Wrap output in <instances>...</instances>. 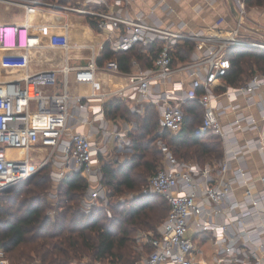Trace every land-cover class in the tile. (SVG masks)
Returning a JSON list of instances; mask_svg holds the SVG:
<instances>
[{
  "label": "built area",
  "instance_id": "1",
  "mask_svg": "<svg viewBox=\"0 0 264 264\" xmlns=\"http://www.w3.org/2000/svg\"><path fill=\"white\" fill-rule=\"evenodd\" d=\"M6 1L26 11L35 7L55 12L56 26L65 33L57 38L64 58L56 67L0 79V193L50 165L53 190L69 174L80 172L90 183L81 202L84 211L104 205L111 216V192L103 182L101 159L109 152L110 137L128 145L131 140L127 129L106 128V102L121 95L152 103L160 109L156 142L164 153V166L150 176L142 194L163 196L170 211L156 232L138 234L137 248L150 247L139 264H264V173L253 174L247 164L248 155L255 152L264 163V72H255L239 84L225 80L232 66L231 49L264 50V21L259 19L264 9L251 7L250 0H233L237 18L232 29L187 31L184 23L174 29L159 20L147 21L140 13L129 14L127 4L132 0H0ZM69 13L92 17L99 30L93 29L105 36L97 46H81L90 50L85 64H74L73 55L66 53L71 23L64 15ZM28 23L27 17L20 24L1 22L0 47L26 51L32 43ZM188 41H194L202 54L175 66L178 47ZM107 46L114 54L137 46L141 52L156 54L151 66L141 68L134 58L132 66L137 69L123 72L116 57L99 64ZM99 71L123 76L128 82L113 87ZM177 73L188 74L190 89L181 81L160 89ZM241 97L247 106L257 108L258 115L242 110ZM189 100L204 109L195 133L211 132L222 139L224 156L219 162L201 167L181 160L165 142L163 131L177 135L183 130ZM94 124L103 130L99 141L90 129ZM233 164L236 167L231 169ZM51 196L55 198L57 192ZM209 242L212 253L205 247ZM0 264H11L2 247ZM75 264L117 263L81 260Z\"/></svg>",
  "mask_w": 264,
  "mask_h": 264
},
{
  "label": "trees",
  "instance_id": "2",
  "mask_svg": "<svg viewBox=\"0 0 264 264\" xmlns=\"http://www.w3.org/2000/svg\"><path fill=\"white\" fill-rule=\"evenodd\" d=\"M253 3L264 6V0L249 1L250 5ZM86 21L95 30H99L92 17H87ZM190 43L186 42L178 47L174 57L175 65L189 61L187 57L194 50L192 45L189 46ZM155 54V51L150 54L141 52L138 46L129 52L114 54L107 46L99 58V64L116 57L121 70L130 72L134 58L149 67ZM229 56L232 66L225 77L228 84L245 81L255 73V66L264 72V50L235 48L229 51ZM121 102L120 98L109 101L110 106L114 105L117 110ZM155 107L148 104L145 112L138 115L141 130L131 140L134 151L132 157L125 162L111 161L103 165V182L110 190L111 197L121 195L124 187L138 189L141 186L144 179L140 178L141 175L134 174L137 167L147 171L156 168L158 150L149 152L151 159H143L150 149V143L143 139L156 131V142L160 135L156 130L159 120ZM184 110L183 130L177 135L165 131L171 135L170 144L175 147L174 153L180 152L185 157L194 154L197 158L217 156L222 159L223 145L220 136L211 132L195 133L198 123H194L193 119L199 114V110L204 113L202 106L195 100H189ZM201 122L202 120L199 123ZM163 136L165 138L164 133ZM187 147L195 149L181 152L182 148ZM19 185L22 188L19 189ZM19 185L0 193V197L3 196L6 201L0 205V247L6 251L11 264H30L35 257L42 264H74V259L84 255L130 264L135 253L130 245V232L140 227H157L170 211V204L163 196L141 193L126 206L112 202L111 216L104 205H97L92 212L86 213L81 202L90 186L88 179L80 172L69 174L61 181L57 196L53 198L51 189L54 183L50 165ZM50 210L53 211L52 214L48 213Z\"/></svg>",
  "mask_w": 264,
  "mask_h": 264
},
{
  "label": "crops",
  "instance_id": "3",
  "mask_svg": "<svg viewBox=\"0 0 264 264\" xmlns=\"http://www.w3.org/2000/svg\"><path fill=\"white\" fill-rule=\"evenodd\" d=\"M127 8L129 14L131 15L135 16L140 13L145 17L147 21L159 20L163 23V25H171L174 29H176L179 24L184 23V29L187 31H213L215 27H219L220 29H222V31L226 32L227 30H230L235 26L237 18V10L233 0H132L127 4ZM64 16L68 20H70L71 23V28L69 31V42L72 47H67L66 53L73 55L72 62L74 64H85L87 61L86 58L90 55V50L87 49V47H79L81 45L84 46L89 44L97 46L105 40V36L95 31L93 27L87 23L86 18L82 15L69 13ZM26 17L29 20V33L30 37L32 38L31 46L26 51L10 50L0 47V52H5L9 60L13 65H15V67H21V65H23L22 63L24 62L26 64L25 72L27 73L35 72L39 69L52 68L47 65L38 66L36 64L40 62L46 64L52 63L54 59H52L50 53H45V51L55 50L58 48L57 46L62 47L59 44H55L52 41V38L49 37V30L53 29V27H56L61 35L65 33L63 28H59L58 26H56L59 25L57 22V20L59 21V16L55 12L49 10L30 7L29 11H26L23 7H21V5L14 4L10 1L0 2V23H23ZM254 18L256 20L255 16ZM259 19L261 21H264V15L259 17ZM75 43H79V47H74L76 46ZM41 51L44 54V57H41V55H39ZM202 52L203 50L201 48L196 47L192 60L200 56ZM104 63L105 61L103 62V64ZM103 64L100 65L102 66ZM140 67L145 68L148 66L140 61ZM136 69V67L132 66L131 71ZM1 71L3 70H1L0 68V75L2 74ZM18 74L14 76L21 77L20 73ZM99 75L105 79L109 78L108 80H110L112 76L115 77V81H110L112 83H116L112 85L113 87H123L128 82V79L123 76H114L104 71H99ZM179 81L183 83L185 89L191 88V78L188 76V74L177 73L173 75V77L165 84H162L160 86V89L164 90L167 88H172L174 84ZM116 98L122 97L121 95H115L114 97L107 100L106 105H108V102L110 100ZM224 101L227 102L226 99H224ZM239 101L242 103V110L245 113H255L256 115H258L257 108L254 106H247L244 97H241ZM134 103L138 104L139 102L134 101ZM146 104L152 103L142 104L144 109L147 106ZM233 116L234 113H231L229 115L230 118H232ZM158 132H160V130ZM127 133V138H130L129 130ZM113 144L117 148V152H120L118 158H116L118 160L115 162H125L129 160L127 156L125 157L126 154H124V151L133 152L132 145H128L124 141L122 143V141L120 142L117 141L114 137H110V148L111 146H113ZM247 164L253 174L258 175L264 173V163L258 152L248 155ZM235 167L236 164H233L231 169H234ZM229 175L231 176L232 172H230ZM208 259V261H211V257H209Z\"/></svg>",
  "mask_w": 264,
  "mask_h": 264
},
{
  "label": "rangeland",
  "instance_id": "4",
  "mask_svg": "<svg viewBox=\"0 0 264 264\" xmlns=\"http://www.w3.org/2000/svg\"><path fill=\"white\" fill-rule=\"evenodd\" d=\"M250 6L251 7H258L259 10H263L264 9V6H257L255 3L251 4ZM76 15H80V14L76 13ZM49 32H50V36L49 37L52 38V41L55 44H59V43L62 42L61 40L57 39V38H61V35L59 34V30L58 29H50ZM188 42H190V41H188ZM191 45L194 47V50L187 57V60H189V61L192 60V58L194 57V51L196 49V44H195L194 41H191L189 46H191ZM81 46L79 48H85V47H81ZM57 47L58 48L55 49V50L45 51V53H48V54L50 53L52 59H54V61L52 63H47L46 64V63L40 62V63H37L36 65H38V66L47 65L49 67H56L58 65V63L60 61H62V59L64 58V50L62 49V47H59V46H57ZM70 47H72V46L70 45ZM39 55H41V57H44V54L42 53V51L39 53ZM176 60H177V58H176ZM177 63H178V61H177ZM255 67H256L255 72H261V70L258 69L257 66H255ZM6 68H7L6 66H3V68L1 69V70H3V71H1L2 74L0 75V79H2V80L11 78L14 75L18 74V72L20 73V75H23L25 73V69H24L25 67L24 66L18 67L15 71H6ZM114 79H115V77L112 76V78H110L109 81H111V80L113 81ZM121 97L122 98H120V99H122V102H121V106H120V108L118 110L116 109V107L114 105L110 106V103L108 102V105H107V118L109 120V123H108L106 128L107 129H114L115 127H117L118 129H124V130L127 129V130H129L130 140H132L133 137L136 136L139 133V131L141 130L140 119L138 118V115L143 114L145 112V109L142 106V104L134 103V101L129 99V97H123V96H121ZM146 105H148V104H146ZM155 108H156L157 115H158V120H159L158 121V126L156 128V130L158 132L160 130L159 129V126H160V109L157 106ZM203 114L204 113H202V110H199V114L194 116L193 122L194 123H198V125H199L200 124L199 122L202 120ZM195 128H196V126H195ZM90 129L92 130L93 137L97 141L101 140V138L103 136V130H102V128H100V124L95 125L93 127H90ZM163 133L165 134V142L173 150V152H175L174 151L175 147L170 144V137L173 134H171V135L166 134L165 131H163ZM156 136H157V134H156V131H155L154 134H152L151 136L146 137V138L143 139L144 141H148L150 143V149L147 151V155L143 159H151L152 158V156L149 155V152L151 150L153 151L154 149H156V150L159 151V154H157V158H156L157 159L156 160V163H157L156 168H154L153 171H147V170H144L142 167H137V169L134 170V174L135 175H141L140 178H143L144 182L141 184V186L138 189H127V188L124 187L123 191L121 192V195H117V194L112 195L111 203L112 202H114V203L119 202V203H123L125 206L127 204H129L131 200L135 199V197H137L138 195H140L142 193V190L144 189V187L147 186V184L149 182L150 176L156 170H158L159 168L164 166V161H163L164 160V153L162 152V150L158 146L157 142H155L154 138H156ZM187 149H192L193 150L195 148L194 147H192V148H189V147L182 148L181 152L182 151L184 152ZM119 153L120 152H117V148L113 144V146H111V148L109 149V152L106 155V158H102L101 159V165H104L107 162H111V161L117 160L116 158H118ZM133 153H134V151L133 152L124 151V154H126L125 157L127 156V158H129V159L132 157ZM45 154H46V152L43 153V155H45ZM175 155L181 160H184V161H187V162L198 163V165L201 166V167L204 166L206 163H212L213 164V163L219 162L221 160L220 159L221 157H217V156H212V158H208V157L197 158L196 155L190 154L189 157H185L184 155H181L180 152L175 153ZM143 159H141V161H144ZM17 187L19 189L22 188L21 185H19ZM53 188H54V186L51 189V193L53 191L57 192V189L53 190ZM19 192H17V194H19ZM5 202L6 201L3 200V196L0 197V205H3ZM109 208H110V206H109ZM159 225H160V223L157 225V227ZM157 227H155V228L140 227V228H137L135 231H131L130 232V235L132 237L131 238L132 241L130 242V245H131L132 250L135 252V253H133L132 263H130V264H139L140 262H142V260L147 256V254H148V252L150 250V247L148 245L147 246L145 245L144 248H140V250L137 248V247L140 246V242L137 239V236L140 233V231L141 230H146V231L156 232ZM205 247H206L207 250L210 251V253H212L213 249H212V247L210 245V242L207 243L205 245ZM81 260H86V261H89L91 263L100 261V262H104V263L112 262V263L122 264L120 262L112 261L110 258L102 259V260L101 259H95V257H93V255H84V256H82L80 258L74 259L73 263L75 264L76 261H81ZM10 262H11V260H10ZM37 263L42 264V261L38 257H35L30 264H37Z\"/></svg>",
  "mask_w": 264,
  "mask_h": 264
},
{
  "label": "bare ground",
  "instance_id": "5",
  "mask_svg": "<svg viewBox=\"0 0 264 264\" xmlns=\"http://www.w3.org/2000/svg\"><path fill=\"white\" fill-rule=\"evenodd\" d=\"M7 64V65H5ZM3 66H6V71H15L18 67H15L9 60L7 54L3 51L0 52V68L2 69ZM5 71V70H4ZM19 73V72H18ZM19 75V74H18ZM15 77V76H14ZM18 77V76H17Z\"/></svg>",
  "mask_w": 264,
  "mask_h": 264
}]
</instances>
